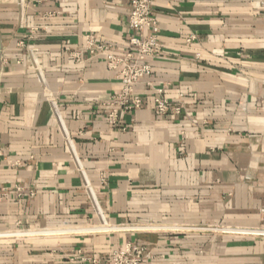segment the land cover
Instances as JSON below:
<instances>
[{
	"label": "crops",
	"instance_id": "0c3cea01",
	"mask_svg": "<svg viewBox=\"0 0 264 264\" xmlns=\"http://www.w3.org/2000/svg\"><path fill=\"white\" fill-rule=\"evenodd\" d=\"M129 12L0 0V264L127 242L142 264H264V0H154L160 56L112 128L119 86L87 43L126 51ZM159 89L181 115L155 114Z\"/></svg>",
	"mask_w": 264,
	"mask_h": 264
},
{
	"label": "built area",
	"instance_id": "2783aa9c",
	"mask_svg": "<svg viewBox=\"0 0 264 264\" xmlns=\"http://www.w3.org/2000/svg\"><path fill=\"white\" fill-rule=\"evenodd\" d=\"M154 0H130V12L126 27L128 49L115 54L111 46L94 44L88 40L90 55L102 54L108 71L114 73L119 89L106 104L108 112L106 119L112 128L121 126L122 117L128 113L140 110L143 102L134 92L136 85L147 82L151 76V61L160 56L158 48L159 28L153 14ZM23 46V42L18 44ZM163 90L157 91L154 99V112L158 116L181 115L180 105L170 104L163 96ZM79 253V252H78ZM146 247L136 242H127L121 249L113 251L107 264H142L147 258ZM84 261L95 263L90 258Z\"/></svg>",
	"mask_w": 264,
	"mask_h": 264
},
{
	"label": "water",
	"instance_id": "95a60500",
	"mask_svg": "<svg viewBox=\"0 0 264 264\" xmlns=\"http://www.w3.org/2000/svg\"><path fill=\"white\" fill-rule=\"evenodd\" d=\"M1 60H2V37L0 33V71H1Z\"/></svg>",
	"mask_w": 264,
	"mask_h": 264
}]
</instances>
